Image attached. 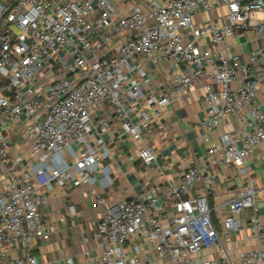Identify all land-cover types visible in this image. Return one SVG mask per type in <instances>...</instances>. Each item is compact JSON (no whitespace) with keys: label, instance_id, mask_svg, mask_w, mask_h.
Wrapping results in <instances>:
<instances>
[{"label":"built area","instance_id":"obj_1","mask_svg":"<svg viewBox=\"0 0 264 264\" xmlns=\"http://www.w3.org/2000/svg\"><path fill=\"white\" fill-rule=\"evenodd\" d=\"M140 1L0 0V264H41L34 253L38 241H50L58 229L44 211L54 184L70 190L100 180L103 188L112 186L111 147L103 135L120 122L133 139H142V129L173 97L198 83L211 110L203 122L208 129L227 117L243 120L249 109L248 129L222 135L224 163L246 177L222 224L227 233L240 230L253 208L251 236L264 246V222L245 166L264 146V108L257 100L264 42L249 61L226 44L243 30L264 40V0ZM220 5L227 7V24L194 21L196 12ZM205 37L212 45L206 49ZM141 58L178 64L172 89L147 93L152 77ZM107 104L113 115L96 121L95 111ZM138 156L145 165L156 160L148 145ZM209 182L197 166L179 170L168 183L172 215L154 195L111 203L93 189L92 206L106 210L95 225L96 264H264V247L228 255L230 241H220L213 220ZM68 209L78 214L76 205ZM215 248L220 256L209 254Z\"/></svg>","mask_w":264,"mask_h":264},{"label":"crops","instance_id":"obj_2","mask_svg":"<svg viewBox=\"0 0 264 264\" xmlns=\"http://www.w3.org/2000/svg\"><path fill=\"white\" fill-rule=\"evenodd\" d=\"M142 4L140 0H126ZM161 1V0H159ZM129 3V2H127ZM124 10V8L122 9ZM227 7L216 6L210 11L200 10L194 14V21L202 24L209 19L219 25L227 24ZM262 37H257L251 30L236 32L226 39L229 49L238 54L243 61H249L251 55L263 44ZM203 48L212 46L210 37H205ZM141 63L152 77L145 87L147 93L167 92L173 87V76L180 66L172 61L159 65L145 58ZM204 88L198 83L186 94H176L166 107L164 114L156 118L151 126L142 129V139L136 140L128 135L116 122L113 129L104 134V139L111 147V164L114 184L103 188L100 180L75 189H65L54 184L48 205L44 211L57 225V232L50 241H38L35 255L41 264H66L68 257L75 264H96L99 249L95 240V225L105 212L104 207H93L92 190L115 203L120 199H133L141 194L154 195L164 206L167 215H172L174 208L170 197L169 181L177 177L179 170L189 166L199 167L204 177L211 180L209 203L213 209V220L220 231V241L225 243L230 257L235 252L249 249H261L264 246L251 236L250 217L253 208L247 209L245 222L240 230L229 233L223 227V219L228 214V202L243 191L246 177L237 167H230L223 161L225 148L222 135L225 132H241L248 129L251 121L249 109L245 108L243 120L227 117L217 127L208 129L203 122L211 119V110L202 103ZM257 100L264 108V76L261 78ZM140 109V107H139ZM113 115V108L107 104L95 111L96 121ZM133 120H137L134 112ZM150 146L156 153V160L150 165L141 163L139 149ZM212 147L217 151L212 152ZM245 166L254 180L257 200V214L264 222V146L256 147L245 161ZM101 179L102 174L97 173ZM160 188L157 190L156 187ZM204 183L197 186L200 192ZM76 205L78 214L72 216L68 206ZM211 256H220L218 249L210 251Z\"/></svg>","mask_w":264,"mask_h":264}]
</instances>
